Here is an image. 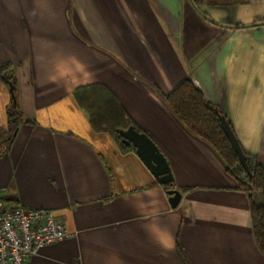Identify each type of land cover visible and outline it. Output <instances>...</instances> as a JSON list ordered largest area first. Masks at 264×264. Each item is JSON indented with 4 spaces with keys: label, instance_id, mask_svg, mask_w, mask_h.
<instances>
[{
    "label": "crops",
    "instance_id": "crops-1",
    "mask_svg": "<svg viewBox=\"0 0 264 264\" xmlns=\"http://www.w3.org/2000/svg\"><path fill=\"white\" fill-rule=\"evenodd\" d=\"M2 63L22 121L0 153L1 197L71 232L26 264H264L250 209L260 193L164 97L190 79L264 165V0H0ZM94 84L157 146L171 187L92 127L75 93ZM9 102L0 81V130Z\"/></svg>",
    "mask_w": 264,
    "mask_h": 264
},
{
    "label": "trees",
    "instance_id": "trees-1",
    "mask_svg": "<svg viewBox=\"0 0 264 264\" xmlns=\"http://www.w3.org/2000/svg\"><path fill=\"white\" fill-rule=\"evenodd\" d=\"M191 2L195 6H200L215 3L216 0H191ZM0 81L8 86L10 92V102L6 108V127L0 130V153H2L9 147L15 130L22 121V115L16 104L15 82L10 64H0ZM75 95L78 103L87 112L94 129L111 133L123 151L134 149L131 144L123 142L119 130L129 126L138 129L110 92L103 86L94 84L79 88ZM164 97L183 125L216 150L227 170L236 177L238 186L249 194L260 193L261 201L256 203L251 200L250 209L254 240L258 249L264 254V165L259 164L254 157L242 150L249 173L244 171L220 126L216 108L204 99L201 91L190 79L182 80ZM171 185L172 183L165 184L168 187Z\"/></svg>",
    "mask_w": 264,
    "mask_h": 264
},
{
    "label": "built area",
    "instance_id": "built-area-1",
    "mask_svg": "<svg viewBox=\"0 0 264 264\" xmlns=\"http://www.w3.org/2000/svg\"><path fill=\"white\" fill-rule=\"evenodd\" d=\"M70 235L51 211L12 205L0 193V264H26L38 247Z\"/></svg>",
    "mask_w": 264,
    "mask_h": 264
},
{
    "label": "water",
    "instance_id": "water-1",
    "mask_svg": "<svg viewBox=\"0 0 264 264\" xmlns=\"http://www.w3.org/2000/svg\"><path fill=\"white\" fill-rule=\"evenodd\" d=\"M216 115L224 134L229 140L237 156L239 163L243 167L244 171L248 174L249 170L245 163L244 153L234 133L232 132L225 117L222 116L217 110ZM119 134L121 135L123 142L131 144L134 147L136 155L142 160L144 165L150 170L152 175L159 183H172L173 178L164 156L160 153L157 146L144 132L134 129L133 126H129L124 130H119ZM167 193L170 195V204L172 206H175L180 199V192L177 189L173 188L169 189Z\"/></svg>",
    "mask_w": 264,
    "mask_h": 264
}]
</instances>
